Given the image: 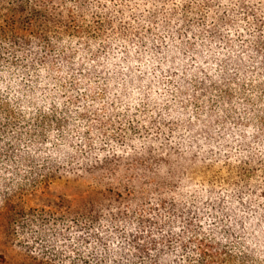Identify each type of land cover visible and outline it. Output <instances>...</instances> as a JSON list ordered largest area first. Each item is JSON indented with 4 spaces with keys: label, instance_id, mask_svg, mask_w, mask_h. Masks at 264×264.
I'll list each match as a JSON object with an SVG mask.
<instances>
[{
    "label": "trees",
    "instance_id": "1",
    "mask_svg": "<svg viewBox=\"0 0 264 264\" xmlns=\"http://www.w3.org/2000/svg\"><path fill=\"white\" fill-rule=\"evenodd\" d=\"M9 3L46 109L0 148L86 180L77 264H264V0Z\"/></svg>",
    "mask_w": 264,
    "mask_h": 264
},
{
    "label": "rangeland",
    "instance_id": "2",
    "mask_svg": "<svg viewBox=\"0 0 264 264\" xmlns=\"http://www.w3.org/2000/svg\"><path fill=\"white\" fill-rule=\"evenodd\" d=\"M9 1L0 0V119L9 115L11 128L15 124L24 129L46 109L37 106L39 90L31 88L40 69L33 54L42 46L35 43L38 27L32 24V31L23 30L26 23ZM15 153L10 147L0 148V264H77L82 255L78 221L86 180L35 184L34 168L19 162ZM182 156L190 171L185 182L192 186L202 165L192 153ZM174 168L177 172L179 167Z\"/></svg>",
    "mask_w": 264,
    "mask_h": 264
}]
</instances>
